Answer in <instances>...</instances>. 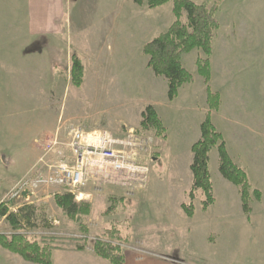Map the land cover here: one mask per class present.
I'll return each mask as SVG.
<instances>
[{
  "label": "rangeland",
  "instance_id": "obj_1",
  "mask_svg": "<svg viewBox=\"0 0 264 264\" xmlns=\"http://www.w3.org/2000/svg\"><path fill=\"white\" fill-rule=\"evenodd\" d=\"M193 1L200 4L215 0ZM222 1L218 13L220 29L214 43L217 66L216 61L214 64L223 89L219 93L225 103V116L215 120L217 130L222 135L225 132L227 140L232 138L229 134L245 131L254 135L247 141L257 153L253 166L264 168V0ZM141 2L60 0L61 11L48 14L49 28L39 37H33L28 28L29 16L24 22L25 15L21 14L19 33L18 29L9 30L11 36L5 40L13 44L0 45L8 56L0 59V75L4 73L0 76V100L19 104V127L23 124L32 128L29 132L22 127L25 135L20 139L17 156L9 152L5 157V163L13 160L19 166L5 168L9 174L5 184L11 187V193L23 179H34L37 171H48L38 166L47 155V142L58 139L59 150L67 157L64 159H70L68 145L77 125L87 132L107 130L115 137L133 132L140 145L137 159L149 168L146 181L121 185L117 180L89 172L86 186L75 195L78 202L92 206L90 215L83 219L89 228L87 240L82 238L79 226L55 203V194L67 192L66 188L46 186L43 182L25 194L27 199L17 198L14 192L2 202L19 216L30 239L53 246L52 264H110L95 256L93 245L98 237L112 230L125 241L122 249L128 258L138 255L171 264H264V237L259 238L254 229L256 220H252L253 215L259 217L262 213L261 200L253 197V215L248 220L240 194L222 191L219 182L224 180L216 168L215 156L210 171L217 202L203 211V192H195L194 200L189 197L193 182L190 145L201 138V119L211 116L206 106L207 86L196 72V61L204 54L194 50L184 58V67L189 72L195 70V82L182 87L178 101H165L166 79L156 76L148 67L142 48L173 23V6L169 2L148 9V0ZM10 15L7 10L0 14L3 19ZM182 21L187 22L186 13ZM9 26L11 22L6 24ZM72 54L79 55L85 66L81 88L70 81ZM8 70L13 75L6 74ZM201 78L204 83L199 81ZM155 105L159 106V116L167 129L166 138L141 128L145 108H156ZM242 105L259 113L260 118H254L257 122L242 124L241 117L237 118L234 112V108L242 111ZM7 112L12 110L4 113ZM9 126L13 128V123ZM49 126L51 131H46L47 135L32 141L38 130ZM228 142L231 145L230 139ZM214 151L219 157L218 150ZM51 154V160L59 159ZM262 183L264 190V179ZM191 203L195 214L187 217L182 205ZM221 216L227 218L217 221ZM224 224L232 228L219 230ZM12 233V226L0 218V234ZM259 240H263L261 245ZM77 244L86 245V250L76 251ZM130 262L126 260V264ZM0 264L33 263L0 247Z\"/></svg>",
  "mask_w": 264,
  "mask_h": 264
},
{
  "label": "trees",
  "instance_id": "obj_2",
  "mask_svg": "<svg viewBox=\"0 0 264 264\" xmlns=\"http://www.w3.org/2000/svg\"><path fill=\"white\" fill-rule=\"evenodd\" d=\"M142 3L141 0H134ZM172 2L174 21L170 27L159 36L147 42L142 48V54L148 58V67L158 77H163L168 83V99L174 101L179 96L180 89L194 82V76L183 65V59L194 50H201L204 57L196 61L197 73L207 86V102L210 111H218L221 107V96L213 92L210 83L212 78V56L214 43L220 23L218 13L223 3L222 0L204 3H195L193 0H148V9H155ZM186 13L187 22L182 21ZM85 78V66L77 54L70 57V81L76 88H81ZM141 128L145 131L153 130L158 137L166 138L167 129L153 106H148L142 113ZM201 138L192 146L193 162L191 172L193 176L192 189L189 197L195 199V192L202 191L203 211L210 209L216 202L214 185L210 171V153L217 149L219 153V171L230 183L239 188L242 209L248 220L251 218V201L253 197L260 201L262 192L253 188L247 171L238 166L231 158L223 135L217 130L211 120L210 114L201 124ZM57 207L73 222L79 226L83 239L89 238V228L84 223L92 206L88 202H78L75 195L70 192L55 194ZM187 217L195 214L194 205H182ZM0 218L5 219L12 226L10 236L0 234V247L12 252L23 260L33 264H52L53 246L41 244L32 240L24 231V225L19 216L10 212L6 204L0 203ZM28 223L31 219H27ZM86 242V241H84ZM124 240L119 233L112 230L103 237L94 241L93 253L96 257L110 264H125L126 256L122 249ZM76 251L83 252L86 245L77 244Z\"/></svg>",
  "mask_w": 264,
  "mask_h": 264
},
{
  "label": "crops",
  "instance_id": "obj_3",
  "mask_svg": "<svg viewBox=\"0 0 264 264\" xmlns=\"http://www.w3.org/2000/svg\"><path fill=\"white\" fill-rule=\"evenodd\" d=\"M61 8H62V5H60V0H0V14L4 13V10H7L8 13L11 14L9 17H5L6 20H5V18L3 19L0 16V31L2 30L0 32V38L2 39L1 40L2 42H0V43H2V44H0V45L13 44V41L9 42V41H5V40L11 36L12 32L11 31L9 32V30L18 29L17 32L19 33V27H20L19 23L21 20V18H20L21 14L25 15L24 22L27 20V15L29 16L28 17V21H29L28 28H29L30 32L33 34V37H39V36L46 34L47 29L49 28L48 20L50 18H49L48 14L60 12ZM9 22H11V26L6 27V24L9 25ZM14 26H16V27L14 28ZM6 29H7V36L4 37V35H6ZM18 33L16 34L17 36H18ZM3 54H4V49L0 48V59L1 60H3V59L5 60V58L8 57L7 54H4V55ZM214 58H215V53L213 54V56L211 58V60H212V78H211L210 86H211V89L213 92L219 93V91H221L223 89L219 85L220 81L218 79V73L216 72L217 68L215 70V64H214V62L216 61L215 63L217 66V60H216V58L215 59ZM15 60L18 61L17 58ZM183 61H184V59H183ZM1 66H3V65H1ZM2 69L4 71V69H6V68H2ZM194 72H195V70H193L191 73L193 74ZM224 73H225V70H224ZM3 74L4 73L2 72V74L0 76H2ZM6 74L13 75V73L10 70H8V72ZM193 76H194V74H193ZM199 81L204 83L202 78ZM194 82H195V79H194ZM191 84H193V83H191ZM215 84L217 85L216 87H215ZM165 85L167 86V89L165 92L168 93V83L166 80L164 82V88H165ZM233 88H234V90H236L235 84H233V87L231 90H233ZM181 95H182V88L180 90L178 98L175 99L173 102L178 101L181 98ZM206 95H207V90H206ZM220 96H221V107H220V109L216 112H214V111L211 112V120L217 129H218L217 124H216L217 121H215V120H217L220 115L223 116L225 114L224 113L225 103H224V100H223L221 94H220ZM167 99H168V96H167V98H164L165 101ZM206 99H208V96ZM233 99H235V98L233 97ZM11 103L12 102H10V101L2 102L0 100V202H2L5 198H7L12 191L11 187H9L5 184L6 180L8 179L6 176L9 175L8 172L5 171V168H19V166L15 162H13V160L11 163H8V164L5 163V157L8 156L9 152L12 154V156H17V154H18L17 148L19 149V147L21 146L20 139H21L22 135H25L24 129L22 127L26 128L29 132L32 130L31 127L27 128L23 124L20 125V127H19L18 123L20 122V120L18 121V119H19L18 109L20 108V105L17 104V106H14V104H11ZM169 103H172V102H169ZM206 106L208 107L207 101H206ZM155 107H156L155 109L157 110V113L159 115V106L155 105ZM16 108H17V112L15 113L14 109H16ZM4 110L5 111L6 110H12V112L11 113H9V112L4 113L5 112ZM234 112L237 113V116H238L237 118L240 119V117H241V122L244 125L254 124L255 122H257L258 119L257 120L254 119L256 116L260 118L259 113H257L255 110L252 111L251 108L249 106H246V105H242V111H239V110L236 111V108H234ZM226 116L229 117L228 114H226ZM206 117H207V115L201 119V123L203 121H205ZM218 121H219V119H218ZM12 123H13V128L11 126H9V124L11 125ZM6 126H9V127H6ZM64 127H65V125H64ZM49 128H50V126L47 129L44 127V129L38 130V132L34 135L32 141L36 142V141H38V138H41V137L43 138L45 135H47L46 131L47 132L51 131V130H48ZM66 129H67V126H66ZM131 131H133V130H131ZM247 132L248 131H245V133L241 132L242 134H236V135L229 134V136H232V138L228 137L230 139V142H232L231 145L228 142L229 139L227 140V137L224 134L225 132H222V133H223V136L225 137V140L227 143L228 152H229L231 158L233 159V161L238 166H240L242 168H244L243 166H246L245 170L248 173V177H249L250 182L253 181V179H255V181L257 182V183H254V181H253L254 185H252V186L256 187L258 190H260L262 192V199L260 201L261 205H262L261 206L262 213L260 215H258L259 217H256L252 214L253 215L252 220H256L254 223V227H255L254 229L257 231V235L259 236V238L260 237L263 238L264 237V190H263L262 179H264V168H255V166H253L254 158H256L257 153L253 149L255 146H253L252 144L249 145L247 143V141H249V138H253L254 135L248 134ZM48 136L51 137V135H48ZM45 139H47V137ZM193 144L194 143H191L190 148H192ZM259 148H261V147L258 146V150H259ZM14 151H15L16 155H14ZM215 153L216 152L214 150L211 152L210 163L212 162V156L213 157L215 156V159L218 160L216 163V168H219L220 159L218 157V154H215ZM36 162L32 166L33 168L36 165ZM249 165H251V168L248 167ZM26 168H29V166H27ZM222 179L224 180V182H219V183L221 184L222 191L224 193L225 192L233 193V192L237 191L240 194L238 187H236L235 185H233L232 183L227 181L223 176H222ZM232 185L235 186L236 188H234ZM214 193H215V188H214ZM240 199H241V196H240ZM216 202H217V200H216ZM241 205H242V202H241ZM226 218H227V216H221V217L217 218V221H219L221 219L225 220ZM223 227H225V228H223ZM223 227L219 226L218 228H219V230H226L227 228H232V226L229 227V225H227V224H224ZM262 242H263V240H259L260 245L262 244ZM126 260H128V262L131 261L130 264H171L168 261L158 260V259L154 260V259H149V258L145 259V258L140 257L138 255H133L129 258L126 256ZM125 264H126V262H125ZM127 264H129V263H127Z\"/></svg>",
  "mask_w": 264,
  "mask_h": 264
},
{
  "label": "built area",
  "instance_id": "obj_4",
  "mask_svg": "<svg viewBox=\"0 0 264 264\" xmlns=\"http://www.w3.org/2000/svg\"><path fill=\"white\" fill-rule=\"evenodd\" d=\"M71 135L72 139L68 145L71 151L70 159H64L67 157L59 150L58 139L47 142V155L38 166L46 167L48 171L44 174L37 171L34 179H23L13 190L12 193L16 192L14 196L27 199L25 194L43 182L46 186L66 188L68 192L76 195L86 186L89 172H94L102 178L117 180L121 185L146 181L149 168L137 159V149L140 145L133 132L115 137L107 130L87 132L77 125ZM51 153L59 156V161L51 160L54 157Z\"/></svg>",
  "mask_w": 264,
  "mask_h": 264
}]
</instances>
